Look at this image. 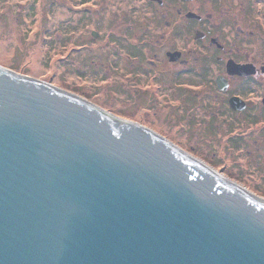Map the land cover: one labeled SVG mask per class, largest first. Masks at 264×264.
Returning <instances> with one entry per match:
<instances>
[{"label":"water","instance_id":"95a60500","mask_svg":"<svg viewBox=\"0 0 264 264\" xmlns=\"http://www.w3.org/2000/svg\"><path fill=\"white\" fill-rule=\"evenodd\" d=\"M0 264H264V200L0 66Z\"/></svg>","mask_w":264,"mask_h":264},{"label":"flooded vegetation","instance_id":"af4514ba","mask_svg":"<svg viewBox=\"0 0 264 264\" xmlns=\"http://www.w3.org/2000/svg\"><path fill=\"white\" fill-rule=\"evenodd\" d=\"M136 1L148 16L106 17L109 23L123 21V28L103 35L91 31L89 44L95 55L108 54L110 44L122 47L125 61L117 71L112 70L115 53L109 54L111 68L92 60L102 67V82L113 86L116 81L122 88L125 115L120 117L156 120L152 101L156 110L161 103L170 106L180 118L174 120V132L186 123V132L193 129L205 150L198 157V146L186 143L188 153L180 147L183 141L180 146L168 141L216 176L264 200V0ZM107 2L89 0L79 7ZM129 9L134 11V5Z\"/></svg>","mask_w":264,"mask_h":264},{"label":"rangeland","instance_id":"374dc122","mask_svg":"<svg viewBox=\"0 0 264 264\" xmlns=\"http://www.w3.org/2000/svg\"><path fill=\"white\" fill-rule=\"evenodd\" d=\"M86 1L89 0H0V66L75 94L104 110L114 111L116 117L125 120L120 117L125 115L122 106L125 96L121 86L116 81L113 86H110L112 82H107L108 85L102 82V67L92 62L99 60L111 68L109 60L112 57L109 54L115 53L112 70L117 71L125 61L124 52L121 46L110 44L108 54L103 51L95 55L89 45L93 41L91 31L102 35L109 30L120 32L126 15L148 16L149 12L143 15V11H139L143 8L136 0H109L107 4L88 5L87 9H80L79 4ZM130 5H134V11H130ZM145 10L149 11L147 8ZM109 16L123 21L119 24L120 21H114V18L109 23L105 19ZM99 17L104 19L100 20ZM114 25L118 28L115 29ZM136 31L133 30V34ZM99 37L102 38L101 35ZM116 76L119 78V75ZM148 103L147 99L143 100L144 105ZM153 104L150 108H154L152 112L156 111V120L142 121L138 118L126 121L142 123L147 130L177 145L183 141L184 144L179 146L184 151L189 149L185 144L192 143L198 146L196 156L202 157L205 147L200 145L199 137L196 140L195 131L191 129L186 132L187 125L184 123L182 131L174 132L177 125L174 120L180 118L174 110L169 112L170 106L167 109V105L161 103L163 108L160 106L156 110Z\"/></svg>","mask_w":264,"mask_h":264}]
</instances>
